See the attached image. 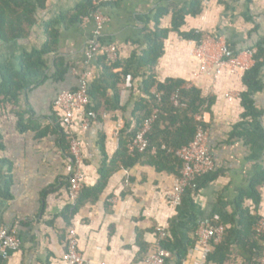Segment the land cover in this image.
<instances>
[{
  "label": "crops",
  "instance_id": "1",
  "mask_svg": "<svg viewBox=\"0 0 264 264\" xmlns=\"http://www.w3.org/2000/svg\"><path fill=\"white\" fill-rule=\"evenodd\" d=\"M87 1L48 0L28 37L0 42V82L4 68L11 66L18 70L24 52L42 47L46 41L42 21L60 18ZM222 1L203 0L201 14L186 18L182 31L194 30L201 36L225 39L238 51L245 68L238 73L224 71L216 80L195 77L197 64L192 54L198 41L184 39L176 32L169 33L155 68L159 81L179 78L211 98L201 116L208 128L217 174L187 196L192 203L177 221L184 239L195 236L190 234V220L194 216L199 222L213 221L229 227L237 211V198L249 190L252 179L264 168V88L253 96L260 115L247 118L250 124H242L246 120L242 117L245 109L241 104V94L246 90L242 75L254 65L248 48L264 37V0ZM189 2L117 0L104 4L100 11L107 20L101 40L114 45L118 57L126 59L143 49L144 29L153 26L159 8L171 4L180 7ZM84 18L80 23L57 25V49L48 56L47 77L21 78L23 88L15 100L0 95V226L14 229L20 242L19 249L7 258L0 256V264H65L66 233L71 226L76 230L85 259L107 264H144L145 254L155 243V232L161 227L168 228L170 219L177 213L165 199L176 175L150 165H135L114 172L98 199L83 204L70 223L63 217L70 204L67 186L72 159L62 141L58 128L61 112L54 101L61 91L76 89L82 76L93 81L103 74L97 55L88 54L95 23ZM171 21L169 13L162 18L161 26L169 28ZM255 25L258 28L253 31ZM58 57L69 67L62 80L53 75ZM140 83L139 78L125 80L120 91V104L127 105L124 112L106 113L101 121L92 122L81 134L84 186L91 187L97 182L104 158L109 161L117 150L118 131L133 124L131 111L134 101L141 96ZM155 91L153 87L152 92ZM259 192L256 209L250 200L245 205L264 217V182ZM137 231L142 232L143 242L149 246L145 254H141L136 243ZM195 257L190 248L183 264H194ZM243 263L241 256L232 255L226 264Z\"/></svg>",
  "mask_w": 264,
  "mask_h": 264
},
{
  "label": "trees",
  "instance_id": "2",
  "mask_svg": "<svg viewBox=\"0 0 264 264\" xmlns=\"http://www.w3.org/2000/svg\"><path fill=\"white\" fill-rule=\"evenodd\" d=\"M48 0H0V42L9 43L14 40L24 39L29 36L31 30L37 26L39 13L44 11ZM117 1V0H115ZM223 2L222 0H218ZM251 3L252 0H245ZM203 0H190L184 6L171 4L159 8L154 16L153 26L144 29V47L140 52H133L130 57L121 59L118 57L110 61L105 53H97L98 64L102 68V76L93 81L88 80V94L90 103L86 107L87 112L97 114V121H101L103 114L122 111L127 108L120 104V91L122 83L127 80L141 79L139 90L141 96L134 101L131 117L133 124L126 125L118 131V147L113 157L107 161L106 157L98 170V180L91 186H84L74 204H69L63 217L70 223L73 215L87 202H95L107 185L109 177L119 169H128L135 165L154 166L158 171L179 176L182 168L181 160L176 152L182 146L188 144L194 137L197 125V115L207 111L211 98L202 95L199 88L188 86L185 80L168 77L159 81L155 68L159 58L164 53V42L170 32H176L179 36L188 40L199 41L201 34L194 30L182 31V27L188 17H196L202 12ZM95 6L93 0L78 5L75 9L60 18L42 21L46 41L41 48L24 52L20 56L19 69L13 67L4 68L0 82V95L15 100L23 88V77H47L48 56L56 52L57 25L80 23L88 16ZM171 13L172 21L169 28L161 26L164 16ZM252 17H248L250 19ZM255 25L253 31H256ZM228 46L234 48L227 43ZM252 52L254 65L243 72L242 82L246 90L241 94V104L245 111L242 115L247 118H255L260 112L255 108L253 96L262 91L264 81L262 71L264 69V37L257 40L248 48ZM237 54L238 51L234 50ZM56 79L62 80L68 72V65L62 58L54 61ZM155 87L156 91L152 92ZM77 89V88H76ZM72 89V90H76ZM176 96L179 105H175L172 97ZM157 110L156 117L147 133L148 146L143 152L137 150L130 152L128 144L134 138L141 123ZM204 126L205 123L203 124ZM62 141L68 149V141L63 129L58 124ZM104 140V139H102ZM103 145V141H102ZM217 172L211 171L196 181V188H188L182 197L180 206L176 208V215L170 219L167 228V236L161 241V247L172 253V258L165 264H183L189 249L195 244L196 237L184 239L178 231L177 221L188 211L191 200L187 196L196 191L202 184L215 178ZM264 182V168L251 181L250 188L242 192L236 200V214L231 219L229 227L224 226V235L219 244L213 246L207 257L208 262L226 264L232 255H239L244 259L243 264H258L264 255V238L257 236L253 225L259 219V215L245 205L250 200L257 208L260 202L259 186ZM255 211V210H254ZM192 228L190 234H194L199 220L196 216L190 220ZM211 223H214L211 221ZM156 234V232H155ZM136 243L141 254H145L149 246L143 242L142 232L137 231Z\"/></svg>",
  "mask_w": 264,
  "mask_h": 264
},
{
  "label": "built area",
  "instance_id": "3",
  "mask_svg": "<svg viewBox=\"0 0 264 264\" xmlns=\"http://www.w3.org/2000/svg\"><path fill=\"white\" fill-rule=\"evenodd\" d=\"M115 0H93L94 10L84 18L92 19L95 23L94 38L88 47L89 56L97 53H105L110 61L117 58V49L114 45L104 44L101 40V32L107 18L101 13L100 7ZM215 47V52H212ZM250 52V51H249ZM252 54V52H250ZM193 58L197 64L193 75L208 76L216 80L224 71L238 73L245 66L239 61L237 54L232 50L225 39L221 37L211 38L203 34L193 49ZM127 80H130L129 78ZM229 96V94L227 95ZM175 105H179L176 96L172 97ZM90 103L88 94V79L82 76L76 90H63L57 94L54 105L61 112L59 125L68 141V151L72 159V170L68 179L67 193L71 204L78 199L84 188L85 174L83 166V149L81 134L88 126L97 120V114L87 112L86 107ZM155 109L151 116L146 118L137 130L134 138L128 144L130 152L135 150L143 152L148 146L147 133L156 117ZM105 114H103V117ZM199 122L193 139L177 150L176 154L181 160L180 175L175 177L174 184L165 194L167 203L172 208H177L182 202V197L188 188H196L198 178L211 172L215 168V162L209 148L208 128L204 126L201 115L196 116ZM257 236L264 238V217L253 225ZM224 235V226L213 224L211 221H200L195 232L196 241L191 252L196 255L194 264H205L213 246L219 244ZM167 236V228L161 227L156 231V240L151 249L144 256V264H165L172 258V253L161 247V241ZM20 242L14 229L0 226V256L7 258L13 251L19 249ZM264 246V242H263ZM65 252L63 261L65 264H107L95 262L83 257L78 245L77 233L74 227H69L66 233ZM258 264H264V255Z\"/></svg>",
  "mask_w": 264,
  "mask_h": 264
}]
</instances>
